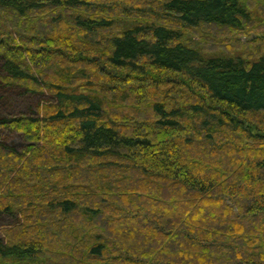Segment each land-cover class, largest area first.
<instances>
[{"label": "trees", "instance_id": "1", "mask_svg": "<svg viewBox=\"0 0 264 264\" xmlns=\"http://www.w3.org/2000/svg\"><path fill=\"white\" fill-rule=\"evenodd\" d=\"M0 264H264V0H0Z\"/></svg>", "mask_w": 264, "mask_h": 264}, {"label": "rangeland", "instance_id": "2", "mask_svg": "<svg viewBox=\"0 0 264 264\" xmlns=\"http://www.w3.org/2000/svg\"><path fill=\"white\" fill-rule=\"evenodd\" d=\"M206 30V34L204 33L205 36H207V34L209 33L210 28L205 29ZM212 31V32H211ZM211 35H208L207 37H205L203 34L201 36H203V41H202V49L208 53H213V52H217V51H225L227 52V50L229 48H231V46H234V41H228V38L226 36H220L216 33V31L214 30H210ZM246 38L240 37L239 40H241L242 42H245ZM247 41V39H246ZM2 135H4L5 137H8L11 140H14L15 142H17L16 144H18L20 142L19 138L17 137V135L15 134H8L5 132H2Z\"/></svg>", "mask_w": 264, "mask_h": 264}]
</instances>
